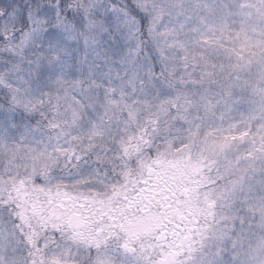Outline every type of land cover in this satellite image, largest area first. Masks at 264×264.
<instances>
[{"label": "snow or ice", "instance_id": "obj_1", "mask_svg": "<svg viewBox=\"0 0 264 264\" xmlns=\"http://www.w3.org/2000/svg\"><path fill=\"white\" fill-rule=\"evenodd\" d=\"M0 264H264V0H0Z\"/></svg>", "mask_w": 264, "mask_h": 264}]
</instances>
